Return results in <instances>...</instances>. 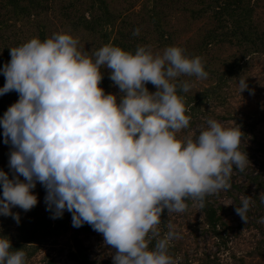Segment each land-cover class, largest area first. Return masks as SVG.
I'll use <instances>...</instances> for the list:
<instances>
[{"label":"clouds","instance_id":"9594fccd","mask_svg":"<svg viewBox=\"0 0 264 264\" xmlns=\"http://www.w3.org/2000/svg\"><path fill=\"white\" fill-rule=\"evenodd\" d=\"M10 57L0 95L15 91L19 99L0 118L13 173L0 169V215L19 223L12 208L36 206L39 182L52 218L67 210L74 227L87 223L101 233L115 250L113 264H175L169 248L179 234L169 226L161 236L164 210L185 212L189 199L203 208L207 196L230 189L233 166L242 172L249 163L239 125L209 118L198 135L178 137L191 120L181 94L191 84L179 78L206 79L203 57L179 45L133 52L106 44L89 54L70 30L35 36L10 48ZM104 67L119 98L100 87ZM238 83L241 93L248 88L247 77ZM252 203L242 197L235 209L245 222ZM26 260L0 235V264Z\"/></svg>","mask_w":264,"mask_h":264},{"label":"trees","instance_id":"16d2710c","mask_svg":"<svg viewBox=\"0 0 264 264\" xmlns=\"http://www.w3.org/2000/svg\"><path fill=\"white\" fill-rule=\"evenodd\" d=\"M27 24L31 30L23 37V26ZM136 29L139 34L133 35ZM62 30H70L79 37L82 48L89 54L106 44L133 52L142 45H150L154 51L179 45L186 49L187 55L203 57L208 73L206 79L195 76L179 78L191 84L189 92L181 93L186 96L190 129L197 118L195 114L206 100L225 99L232 83L238 82L241 76L246 77L255 57L260 56L264 61V0H0V69L11 59L10 48L35 36L44 40ZM101 71L100 87L106 94L111 92L119 98V88L110 79L111 70L104 67ZM5 82L0 71V88ZM146 86L149 91H156L151 83ZM18 99L19 94L15 91L0 95V118ZM225 112L224 116H232L230 119L235 121L233 126H240L244 133L242 137H251L255 144L248 147L251 154L264 151V138L258 125L263 120L262 115L254 117L247 111L238 115L229 109ZM240 148L245 149L241 143ZM11 150V144L4 143L0 126V169L10 178L13 175L9 168ZM249 179L257 189L264 185L259 174L250 175ZM32 191L37 195L36 206L27 212L18 206L12 208L13 213L20 215L19 223L12 216L0 215V235L10 238L13 250L22 248L28 259L42 244L54 242L62 233L69 232L70 256L79 264H105L85 252L81 234L89 232L91 226L85 223L74 227L72 213L67 210L62 217L53 219L52 212L46 210L45 187L37 182ZM246 196L252 197V204L258 203L257 193ZM186 203L187 209L194 204L191 199ZM220 206L213 195L207 196L203 208L197 205L202 219L195 225L200 227L201 223L203 229L218 239V243L226 240L231 229ZM160 219L158 228L164 236L171 226L167 209ZM181 242L180 238L171 241V256L176 255ZM154 245L155 240L149 247ZM187 259L189 257L183 255L175 264H190ZM215 261L214 255L202 258L203 264Z\"/></svg>","mask_w":264,"mask_h":264},{"label":"rangeland","instance_id":"374dc122","mask_svg":"<svg viewBox=\"0 0 264 264\" xmlns=\"http://www.w3.org/2000/svg\"><path fill=\"white\" fill-rule=\"evenodd\" d=\"M174 24L177 25V23ZM28 25L23 26L25 28L23 37H26L31 30ZM246 77L247 89L241 93L238 81L228 88L225 99L213 102L206 100L195 114L197 118L192 129L189 127L182 130L178 137L187 135L189 132L198 135L202 128L207 127L206 121L209 118L216 119L226 127H232L235 124V121L230 119L232 116H224L226 109H229L233 114L237 112L238 115L243 111L249 112L254 117L257 114L262 115L263 120L258 125L262 132L261 136L264 138V61L262 57H255L252 60ZM241 145L245 149H240L246 151L248 155L247 167L241 172L233 166L230 189L213 194L217 203L221 205L220 211L231 225L226 240L218 243V239L209 230L203 229L201 223H199L200 227H195L202 219L196 204L184 213L168 212L171 227L179 234L182 241L180 248L176 249V255L172 256L175 262L186 255L189 257L187 261H190V264H203L202 258L205 259L206 255L210 257L214 255L216 261L213 264H264V222H260L264 218V185L257 189L249 179L250 175L259 174L264 180V151L251 154V148L248 147L255 144L248 135L242 137ZM253 192L257 193L258 203L250 204L245 222L235 209L237 206H242V197ZM69 235V232L62 233L56 241L39 246L36 252L26 260V264H79L69 254L71 246ZM81 239L88 256L101 260L105 264H113L115 250L104 244L101 233L94 231L91 227L89 232L81 234Z\"/></svg>","mask_w":264,"mask_h":264}]
</instances>
